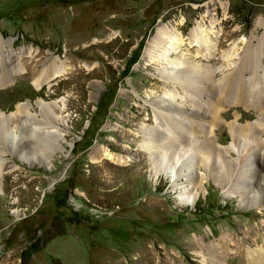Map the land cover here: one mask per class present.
<instances>
[{
    "label": "rangeland",
    "instance_id": "obj_1",
    "mask_svg": "<svg viewBox=\"0 0 264 264\" xmlns=\"http://www.w3.org/2000/svg\"><path fill=\"white\" fill-rule=\"evenodd\" d=\"M204 15L207 23L217 18V48L210 58L196 46L190 51L195 61L214 68L210 88L199 94L226 100L208 134L215 145L230 146L229 123L251 126L264 118V107H257L264 79L253 87L249 82L253 68L263 73L264 57L256 59V68L241 71L238 62L227 65L223 54L235 43L242 54L246 40L263 32L257 20L264 17V0H0V36L8 39L3 48L30 49L21 56L23 69L0 86V111L9 114L29 98L31 112L47 116L54 125L46 129L62 136L56 141L32 119L11 122L20 137L0 133V154L15 164L0 172V264H250V249L264 253V205L225 194L219 178L223 159L231 169L245 166L244 176L229 183L246 193L259 186L262 201L264 186L255 184L264 172L262 146L243 137L237 149L221 155L214 150L210 169L197 162V196L185 203L181 185L156 175L141 145L143 126L156 124V96L175 86L150 58L147 44L160 22L178 26L188 42ZM54 57L64 69L37 88L33 80ZM244 86L250 105L240 96ZM38 99L57 106L42 107ZM184 108L199 121L206 118L202 109ZM202 130L195 135L201 140L207 138ZM253 130L264 139L260 125ZM97 146L126 160L100 159ZM21 151L45 163L22 161Z\"/></svg>",
    "mask_w": 264,
    "mask_h": 264
},
{
    "label": "bare ground",
    "instance_id": "obj_2",
    "mask_svg": "<svg viewBox=\"0 0 264 264\" xmlns=\"http://www.w3.org/2000/svg\"><path fill=\"white\" fill-rule=\"evenodd\" d=\"M204 18L205 15L202 16V19L198 20L196 24L190 29L188 33V42H186L184 33L179 30L178 26L175 24L170 25L169 23L160 22L146 47L150 58L156 60V62L158 61V70L162 73L163 77L169 81H172L175 86L173 88L171 87L166 89L162 94L156 96V99L154 100V105L156 107V124L143 126L144 133L141 145L145 151L149 153L151 163L153 164L154 173L156 175L166 174L170 176L173 180V187H179V185H181V192L179 193L180 202L185 203H192L195 200V196H197L195 185L198 181H196L197 177L192 175L195 166L197 167V164L200 162L204 163L207 169H210V167L213 166L211 161L213 160L212 154L214 153V150L217 151L218 155H221L223 154V150L227 152L230 147L237 149V146H241L243 139L248 136L251 138V140L256 142V145L258 144V146L260 145L262 148H264V139H261V134L259 135L260 132L258 130H253L254 126L258 127V125H260L262 130H264V123L261 121L264 118L262 119V117H260L256 123L252 124L251 126L244 125L235 127L233 124L229 123V131L233 137L230 146L215 145L212 141L211 135L208 134L209 132L213 131L211 124L216 122L218 112L221 109L220 105L226 100L225 98V101L218 98L214 100L209 94L207 95L208 97L204 98V96L199 94V92H203L202 87L206 88L209 86L208 83L212 80L214 68L208 66V64L203 65L195 61L194 56L191 54L190 47L196 46V49L199 53H201L206 58H210L212 51L216 50L217 48L216 40L220 30V28L217 26V18L215 16H212L208 23ZM257 24L264 27V17H259ZM247 40L246 47L244 48L242 54H240V52L237 50V43H235L230 50L224 52L223 56L225 59H227V65L232 63L237 64L238 62L237 69L241 71L247 65H250L251 69L255 67L254 65L257 66L256 59L264 57V30L260 35L252 34V36ZM6 41H8V39H4L2 36H0V52L3 61L2 64L0 63V68L2 69L0 70V86L7 84L11 80V75L14 72H18L23 69L21 56L24 54V52L30 51V49L27 50L25 48H20L18 50L14 48L4 49L3 45ZM214 53L215 52H213V54ZM6 59H11L10 65L6 63ZM261 63H263V60ZM5 65L7 66L8 70L4 69L3 66ZM261 68L263 73L260 74L253 68L254 72L250 74L251 81L249 82H251L250 85L252 87L257 83V79L261 80V76L262 79H264V65L261 66ZM63 69L64 65L62 63H57L54 57L52 61L45 65L40 75H38L33 80L35 86L40 88L43 84L49 83L51 78L59 74ZM237 69L236 71L241 72ZM234 73L237 74V72ZM230 76L231 75L227 74L224 78H222L221 83L224 88L225 85H227L226 83L230 81ZM241 78H243V76ZM245 88L247 87L244 86V88H240V96L242 100H245V102L250 105V102H252V100L249 99L250 92H247V89ZM260 90L261 98L260 102L257 103V107L258 109H263L264 88H260ZM171 100L180 103L183 105V108H180L181 106L179 107L177 104H174V109H171ZM35 103L37 105H41L42 107L51 106L52 109V106H57L55 103L44 102L42 99L36 100ZM186 104L192 105L195 109L198 108L206 111V113L209 115L206 113L201 114L208 118H205L204 121L197 120V117L193 115V113L191 114L185 110L184 106ZM30 106H32L31 102L24 101L19 103L17 105V109L9 114L0 111V133H6L8 137L11 136L15 139V137L19 135L14 133L16 132V127L11 125V122L17 121L15 124L19 126L20 124H23L26 119H32L34 121L33 123L37 124V127L40 124V127H42L47 132V134H53V136L56 137V141L59 137L62 138L56 129L47 130L46 128L54 124H49V122H47V116L45 118H41L31 112ZM19 114L20 116H18ZM185 120L188 122L187 124H189L190 127L186 124V126L182 125L185 123ZM209 127H211V129H209ZM202 128L206 129L205 133L207 138L201 140L196 138L195 135L203 132ZM154 132H157V135H154ZM29 137H31L30 134ZM177 142H180V146H175V148H172V144L174 146V143ZM42 150L43 154L48 156L46 148H42ZM29 153L28 151H21L18 157L22 161L29 163H33L36 158L39 161H42L41 163H45V160L41 159V156L39 159V155H37L38 157H32L33 155L31 156V153ZM94 155L100 159L108 158L118 162H123L126 160L123 156L116 154L106 146H97L94 149ZM220 162V165H222V170L219 174V178L226 182V184L223 186L224 193L230 195L240 194L241 197L248 198L251 201L250 204L252 203V205L262 207L264 205V198L262 201H258L257 199V195L259 193L258 188L260 189L259 186H257V188H251L248 190L250 193H246L245 190L233 189L232 186L235 184L232 183V185L229 183V179L232 176L234 177V180L244 176L245 172H247L245 166H239L236 169H231L230 163L225 159ZM223 166H225V168ZM14 167L15 164L13 162L8 161L0 154V172L3 173L5 169L11 170ZM179 178H184L182 180V184H179ZM261 181L264 182V172H261L260 177L258 178V183L255 184L264 186V184H261ZM248 258L250 260V264H264V253L261 249H250Z\"/></svg>",
    "mask_w": 264,
    "mask_h": 264
},
{
    "label": "water",
    "instance_id": "obj_3",
    "mask_svg": "<svg viewBox=\"0 0 264 264\" xmlns=\"http://www.w3.org/2000/svg\"><path fill=\"white\" fill-rule=\"evenodd\" d=\"M26 100L30 102L29 98H26L25 101H26ZM33 101H34V100H33Z\"/></svg>",
    "mask_w": 264,
    "mask_h": 264
}]
</instances>
